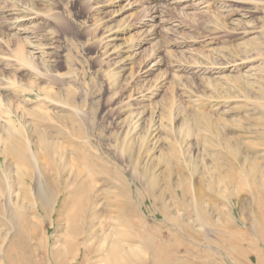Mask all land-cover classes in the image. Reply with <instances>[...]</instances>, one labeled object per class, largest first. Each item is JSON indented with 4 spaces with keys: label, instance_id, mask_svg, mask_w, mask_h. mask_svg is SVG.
Segmentation results:
<instances>
[{
    "label": "rangeland",
    "instance_id": "374dc122",
    "mask_svg": "<svg viewBox=\"0 0 264 264\" xmlns=\"http://www.w3.org/2000/svg\"><path fill=\"white\" fill-rule=\"evenodd\" d=\"M109 248L264 260V0H0V264Z\"/></svg>",
    "mask_w": 264,
    "mask_h": 264
},
{
    "label": "bare ground",
    "instance_id": "6f19581e",
    "mask_svg": "<svg viewBox=\"0 0 264 264\" xmlns=\"http://www.w3.org/2000/svg\"><path fill=\"white\" fill-rule=\"evenodd\" d=\"M16 17V16H15ZM19 19V18H18ZM20 19H21V16H20ZM15 20V19H14ZM13 20V21H14ZM159 20V19H158ZM15 21H17V20H15ZM19 21V20H18ZM12 23V22H11ZM17 24H18V22H17ZM18 26V25H17ZM20 30H21V32H26L24 29H21V27H18ZM23 28V27H22ZM18 29V30H19ZM87 221V223H88V226L90 225H92L93 224V219H88V220H86ZM89 237V235H85L84 236V239H87ZM115 251H117V249L116 248H109L108 250H107V253L105 254V257L107 258V259H113L112 260V262L114 263V264H120L121 262H120V258H116V256L117 255H115L116 253H115ZM60 252H59V250L58 249H52L51 250V257H52V261L53 260H55V255H58ZM257 264H264V260L261 258V257H257Z\"/></svg>",
    "mask_w": 264,
    "mask_h": 264
}]
</instances>
